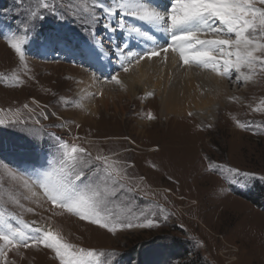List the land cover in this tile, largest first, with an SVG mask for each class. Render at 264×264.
Wrapping results in <instances>:
<instances>
[{
    "label": "rangeland",
    "instance_id": "rangeland-1",
    "mask_svg": "<svg viewBox=\"0 0 264 264\" xmlns=\"http://www.w3.org/2000/svg\"><path fill=\"white\" fill-rule=\"evenodd\" d=\"M120 2L0 0V213L29 236L47 229L74 251H95L100 264H264V69L250 72L257 81L249 86L229 82L235 97L210 118L163 115L150 83L131 95L121 86L119 77L139 72L135 61L119 64L106 79L89 65L70 63L75 40L96 54L125 32L118 30L121 22L130 27L132 17L118 9ZM152 2L167 15L173 0H148L153 8ZM13 39L23 41L24 60L11 48ZM89 75L111 85L105 89L113 96L102 101L96 87L88 93ZM70 132L74 142L62 137ZM65 144L107 157L124 177L96 179L90 168L76 182L78 190L101 193L98 222L46 195L49 174L63 177ZM0 247L8 250L0 264H61L42 244L13 248L0 241Z\"/></svg>",
    "mask_w": 264,
    "mask_h": 264
},
{
    "label": "snow or ice",
    "instance_id": "snow-or-ice-1",
    "mask_svg": "<svg viewBox=\"0 0 264 264\" xmlns=\"http://www.w3.org/2000/svg\"><path fill=\"white\" fill-rule=\"evenodd\" d=\"M43 6L45 9L49 7L47 3ZM117 7L125 15L157 25L166 24L167 31L171 33L172 50L179 51L185 64L195 61L215 70L222 67L225 73H228L230 69H235L237 73H240L241 68L255 70L257 65L264 69V56L256 54L264 53V0H173L172 7L167 12V18L164 13L141 3L140 0H121ZM107 12L109 15H115L116 8L107 9ZM105 27L112 26L108 23ZM125 27L126 25L121 22L119 28L123 30ZM128 31L147 35L135 27H129ZM201 33H210L213 38L202 39ZM148 38L151 39V37ZM22 43V40H10L11 48L19 54L21 60H24ZM123 48L126 49L127 45ZM162 51L167 52L168 49H162ZM128 55L131 53L129 52ZM143 55L135 56L136 61L138 62ZM148 55L149 57L159 56L160 50L153 49ZM128 62L131 63V60ZM123 70L128 71V68L124 67ZM242 77L244 80L251 78L240 73L235 79L241 80ZM2 123L3 121L0 120V124ZM62 148L66 158L62 160V165L65 167L60 169L63 177L54 178L53 174H49L43 185L46 195L54 205L66 207L69 212H75L81 217H93L95 218L93 222H98V209L102 203L99 199L101 193L91 187L87 192L78 190L76 182H83L87 175L85 170L90 168L92 176L96 179H101V174H103V180L113 182L124 177L105 156L98 155L92 158L91 153L83 147L69 148L67 144ZM78 152L85 155L78 158L76 155ZM67 161L73 163L67 165ZM66 167H71L72 171L66 172ZM229 171L238 173V170L234 169ZM136 226L145 225L133 223L124 225L127 228ZM146 226H153V222L149 221ZM5 228L10 234H5L3 231ZM35 232L36 235L29 236L20 228H13L0 213V241H4L6 246L27 248L30 244L32 246L42 244L45 248L54 250L61 264H100L97 253L93 250L80 248L74 251L73 246L63 242L58 234L50 230L41 231L37 228ZM7 254V247H0V259L6 262Z\"/></svg>",
    "mask_w": 264,
    "mask_h": 264
},
{
    "label": "bare ground",
    "instance_id": "bare-ground-1",
    "mask_svg": "<svg viewBox=\"0 0 264 264\" xmlns=\"http://www.w3.org/2000/svg\"><path fill=\"white\" fill-rule=\"evenodd\" d=\"M164 14L167 17L166 13ZM131 17L132 23L143 21L134 16ZM112 19L113 18H109V21L105 20V22H110L112 21ZM143 24L145 26L143 30L147 32V35H144L143 38H138L140 42L137 45L135 44L136 46L133 45L136 49H133V52H130L131 55H128L129 52L126 51V49H124L125 51L120 50V53L118 54L120 55L122 60L126 62L125 64L127 65L129 64V60L133 62L135 61L137 71L139 69L140 70L135 74V77H132L131 79H123L119 77V82L121 86L124 84V86L126 87V92L130 95L133 92L135 93L138 87L146 88L150 83L153 89L158 93L157 98L160 102V112L163 115H176L178 119L179 117H183L182 115L188 117L189 115H194L197 119L209 117L210 115L214 114L215 108L218 105L224 104V101L228 99V97L235 95V89L233 92L231 91V86H229L231 85L232 81L235 83H239L240 81L245 82L248 86L249 84L257 81V76L250 74V72L253 73V70L248 68H241L240 73H244L251 78L244 80L242 77L241 80H236L233 74L239 75L240 73H237L235 69H230L228 73H225L222 67L219 70H215L212 67H204L203 65L198 64L195 61H190L188 64H185L179 55V51L172 50V41L170 35L171 33L167 31L166 24L161 23L160 25L162 26V28L159 27V29L156 27L157 24L154 23L143 21ZM130 27H133V25L130 24ZM118 30H120L121 32V29ZM164 34L166 35L165 40ZM148 37H151V39H149ZM200 38L211 39L213 38V36L210 33H201ZM167 40L169 42L166 43ZM153 49L160 50V55L156 57H149L147 52L149 53ZM162 49H168V51L164 52L162 51ZM101 51H103L105 54L109 51V47H103ZM101 51H97L96 54L102 53ZM138 54H144L143 57L140 58L142 59V61H140L139 59L140 62H137L135 59V56H137ZM256 54L259 55L261 54V52H258ZM232 59H234V57ZM220 63L222 64V61ZM258 66L259 65L256 66L257 70H259ZM229 82L231 83L229 84ZM84 87L88 93L92 92L94 90V87L102 90V101L105 100V97L108 98L113 96L111 92L106 90L107 87L111 89L112 86L108 85L106 87L104 81L100 83L97 77L94 75H89L88 77H86L85 85L83 86V88ZM145 93H149L147 89ZM108 105L109 103H107L106 101L105 108H107ZM95 108L91 107L90 110L93 113H99L98 109ZM79 115L80 117H84L80 112ZM178 121L181 122L183 120L180 119ZM62 137L66 140L70 139L71 142H74L77 138L76 135H72L71 132L70 134L67 133V135H62ZM27 184L29 185L30 190L33 192V194L35 192L36 196L41 197L36 188H34L28 182Z\"/></svg>",
    "mask_w": 264,
    "mask_h": 264
}]
</instances>
